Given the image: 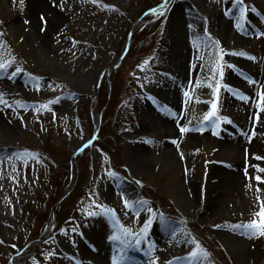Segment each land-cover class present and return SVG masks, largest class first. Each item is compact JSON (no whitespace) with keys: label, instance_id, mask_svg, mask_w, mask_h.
Masks as SVG:
<instances>
[{"label":"rangeland","instance_id":"1","mask_svg":"<svg viewBox=\"0 0 264 264\" xmlns=\"http://www.w3.org/2000/svg\"><path fill=\"white\" fill-rule=\"evenodd\" d=\"M148 1L61 0L54 14L42 0H0V61H12L0 70L12 131L0 129V264L35 235L30 210L50 214L70 189L73 160L62 225L15 264H264V236L235 227L259 220L264 201L254 179L264 177L254 159L264 157V0H168L159 33L134 38L110 74L115 98L98 136L115 154L75 155L112 93L105 69ZM186 27L197 40L179 39ZM196 244L207 256H190Z\"/></svg>","mask_w":264,"mask_h":264},{"label":"snow or ice","instance_id":"2","mask_svg":"<svg viewBox=\"0 0 264 264\" xmlns=\"http://www.w3.org/2000/svg\"><path fill=\"white\" fill-rule=\"evenodd\" d=\"M168 0H165V4L163 6L167 5ZM21 5H23V0H20ZM156 9H153L152 12L153 14H156ZM243 12V10H242ZM162 14V13H161ZM41 20L44 21V17H41ZM46 22V21H45ZM27 23V21H26ZM0 35H3L2 33H0ZM232 55H246L245 53H232ZM249 59H254L253 57H249ZM12 61H0V70H6L7 68L11 67ZM231 67V66H230ZM21 70L19 68L16 69V72H20ZM16 73H13V75H15ZM221 76H223V72L220 73ZM219 88V85L217 86ZM188 93L185 92V96H187ZM261 100L264 101V93L261 94ZM0 103H6V101H4V98L2 95H0ZM213 111H210L207 113V115L204 117L205 120H208L209 118L215 116V108L216 105L213 104ZM264 110V109H262ZM256 118L259 119V115H256ZM230 122V121H229ZM180 132L184 133L189 131L188 128L186 127H180ZM173 143H175V141H173ZM254 159L257 160H261L264 159V157H260V156H256L254 157ZM258 172H264V168H257ZM247 175V172L245 173ZM252 179V178H250ZM254 179L257 181V188L256 191L259 192L260 191V187L259 184L264 183V177H261L260 175H256L254 177ZM249 187H251V185H249ZM257 200L259 201V197H257ZM142 203H146V202H142ZM260 203L262 204V207L260 208V211L257 213H254V215L258 216L260 219L259 220H252L251 222L244 224V225H236L235 227L240 228H246L248 230L251 231L252 235H260V236H264V201H260ZM125 206L127 207L129 202L127 200L124 201ZM96 207L100 208L103 210L105 215H112L114 216V210L112 209H108L105 205H97ZM149 211H151V209H149ZM96 213H89V215H95ZM151 221L149 220L148 223H146L144 225V227L141 229L142 233H146L147 229H148V224H150ZM125 235H130L131 233L129 232V230L125 229L124 230ZM110 239L115 240L117 239L116 236H112L110 237ZM141 238H137L135 243L137 245H139L141 243ZM193 243H195V241H193ZM190 256L194 259L200 257V256H207V252H205L199 244H196L195 248L193 249V251L190 253ZM113 264H120V261H118L116 259V257H113ZM153 264H155V262H153Z\"/></svg>","mask_w":264,"mask_h":264},{"label":"bare ground","instance_id":"3","mask_svg":"<svg viewBox=\"0 0 264 264\" xmlns=\"http://www.w3.org/2000/svg\"><path fill=\"white\" fill-rule=\"evenodd\" d=\"M43 1L45 2L46 7L50 11H52L54 14H58L59 12H61V10L63 8V6L60 5L61 0H42V2ZM186 28L187 29L183 31L184 32L183 36L182 35L180 36V34H179V39H183V40L196 39V37L189 36L187 34V33L192 32L194 30L192 28H189V27H186ZM195 31H196V29H195ZM190 56H191V58H193L194 52L190 53ZM175 109H176V107H175ZM5 110H6V104L0 103V129L2 131H4V133H6V134L8 133V137L12 138V131L7 128V126H8L7 122H9V120H7L6 114L4 113ZM167 111H170V109H167ZM165 140H167V138L164 139V141Z\"/></svg>","mask_w":264,"mask_h":264},{"label":"trees","instance_id":"4","mask_svg":"<svg viewBox=\"0 0 264 264\" xmlns=\"http://www.w3.org/2000/svg\"><path fill=\"white\" fill-rule=\"evenodd\" d=\"M152 1H153L152 4H155V5H158V4L161 3L159 0H152ZM145 6H146V10L151 7V5H148V3H146ZM112 97L114 98V93H113ZM57 198H58V194L54 193L53 196H52V199L56 200ZM35 218L37 219V221H39L40 225H39L38 229H40L42 227V225L44 226L45 221L48 219V214L47 213L46 214L43 213L42 215H38L36 210L33 209V212H31V210H30V219H31V221H35ZM58 218H59V214H58ZM61 218H62V221H63V217H61ZM33 223H35V222H33ZM38 235H39V233H37L34 236L33 240H36L38 238Z\"/></svg>","mask_w":264,"mask_h":264},{"label":"water","instance_id":"5","mask_svg":"<svg viewBox=\"0 0 264 264\" xmlns=\"http://www.w3.org/2000/svg\"><path fill=\"white\" fill-rule=\"evenodd\" d=\"M130 37L131 36H129V40H130ZM50 222L54 224V213H52V215H51ZM12 263H13V260H11V263L10 264H12Z\"/></svg>","mask_w":264,"mask_h":264}]
</instances>
